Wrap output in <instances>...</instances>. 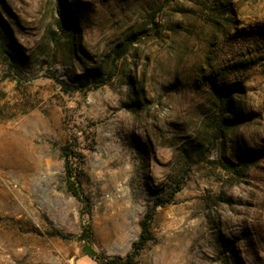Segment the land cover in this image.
<instances>
[{"label":"rangeland","instance_id":"rangeland-1","mask_svg":"<svg viewBox=\"0 0 264 264\" xmlns=\"http://www.w3.org/2000/svg\"><path fill=\"white\" fill-rule=\"evenodd\" d=\"M129 256L264 264V0H0V264Z\"/></svg>","mask_w":264,"mask_h":264},{"label":"trees","instance_id":"trees-1","mask_svg":"<svg viewBox=\"0 0 264 264\" xmlns=\"http://www.w3.org/2000/svg\"><path fill=\"white\" fill-rule=\"evenodd\" d=\"M71 146L68 143L65 147H63V153L66 158V172H67V188L71 192V194L79 200L81 203L85 205V209H88L87 214H90V198L88 196H85L83 189H82V180L80 179L79 176L75 174V172L72 169L71 165V152H70ZM160 204H157L151 211H149L142 223V234L140 236L139 241L135 244V249L139 250L141 249L142 246L145 245L146 242H148L151 239V223L154 217V214L156 212V209L160 207ZM56 235L68 238L69 236H64L60 232H56ZM92 230L90 225H84L82 229V235L80 239L82 241L87 242L88 244L92 243ZM98 261L100 264H137L133 257H127L126 260L122 259H115V260H105L102 258H98Z\"/></svg>","mask_w":264,"mask_h":264}]
</instances>
